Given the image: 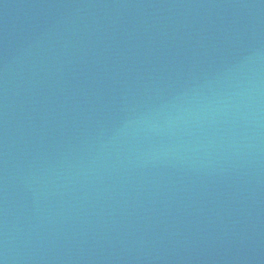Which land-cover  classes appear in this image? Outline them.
Wrapping results in <instances>:
<instances>
[{"label":"water","instance_id":"water-1","mask_svg":"<svg viewBox=\"0 0 264 264\" xmlns=\"http://www.w3.org/2000/svg\"><path fill=\"white\" fill-rule=\"evenodd\" d=\"M0 264H264V0H0Z\"/></svg>","mask_w":264,"mask_h":264}]
</instances>
